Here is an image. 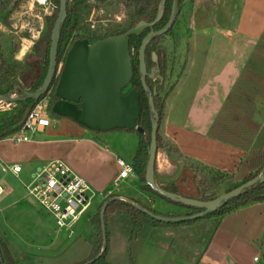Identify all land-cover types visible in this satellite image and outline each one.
I'll return each mask as SVG.
<instances>
[{
	"label": "rangeland",
	"instance_id": "374dc122",
	"mask_svg": "<svg viewBox=\"0 0 264 264\" xmlns=\"http://www.w3.org/2000/svg\"><path fill=\"white\" fill-rule=\"evenodd\" d=\"M192 1L182 0V11L177 15L171 29L160 36L157 43V47L166 51L167 60L164 87L161 91L162 98L178 81L184 70L188 38L185 21H187L186 16ZM196 1L197 5L202 6L204 10L209 7L214 9L215 1L224 4L221 0ZM13 2H18V5L13 7ZM89 2L91 6L79 12V20L75 22L76 28L70 37H65L63 46L70 45L73 36L76 34L84 35L90 39V42H94L96 40L93 39L97 36L112 34L127 26L129 9L120 0H89ZM54 10L53 5V11L51 13L50 10L46 12L43 6L38 5L35 0H0L1 23L5 24L4 14L10 12L9 19L6 20L5 24L10 31L1 32L0 45L2 48H0V52L8 56L13 45L17 44L19 47V37L30 38L37 31L42 33L45 29V17L52 15ZM14 31L18 33L15 34ZM23 45L24 43H22V49ZM61 58L59 59L60 62L62 61ZM62 65L63 62L61 65L59 64L58 72H60ZM191 79L197 82V77H191ZM255 79L257 81L259 78L255 77ZM17 80V75L12 76L3 89ZM152 80L153 78H150L151 83H153ZM240 80L243 81L241 78ZM183 86L185 89H191L188 83H183ZM129 88H131V84L126 90ZM249 88L255 89L254 86ZM25 90L30 91L27 88ZM10 93L12 96L23 95V93ZM244 94L237 92L235 106L232 110L228 108L229 103L227 106H222L219 101L213 102L207 108H200L199 104V106L195 105L191 109L192 114L201 109L200 111L203 112L202 124H211L212 135H215L217 129L220 130L221 128L223 130H220L222 133L219 135L227 138L232 134L235 135L236 132L239 133V141L234 143H240V149L245 153V157L237 167L232 168V172H235L234 177L227 175L220 183L212 181L211 176L216 172L213 173L205 169L197 162L185 160L181 165V169H184L177 175L176 185L179 189L187 190V187L193 186L200 189L210 188L219 196L241 181L239 175L241 162L244 161L254 145L256 148L262 142L264 143V128L259 127L257 129L258 126L241 124V122L232 124L234 122L231 119L232 113L239 116L241 121L245 119L246 112L250 109V104L246 101ZM185 95L186 102L182 106L185 109L181 110L183 113L185 110L187 111L188 101H190L192 94L185 93ZM182 98L184 100L183 92L180 95L176 94L174 100L170 97L169 103L175 107ZM43 99H47L49 103V93ZM7 104L3 101L0 102V124L5 122L10 114L17 111L21 106L20 102ZM2 106L5 110L1 109ZM263 109H257L258 113L255 118H247V120L257 122ZM51 118L57 119L58 125L51 124L44 132L36 133L33 136V141L16 142L9 138L0 139L1 160L7 164L20 163L23 167L19 177L11 173L0 174V186H2V191L4 190L0 194V238L7 242V246L15 259V264H79L84 262L92 247L93 229L90 224V217L97 212L99 205L107 197L104 194L108 191V189H98L95 184L85 178L86 174L90 178L96 176L100 170L108 172L110 175L116 174L120 167L115 162L113 154L109 153L110 150L113 149V151H117L127 158L129 150L135 149L139 143L137 132L120 128L97 132L66 116L51 113ZM150 119L152 121L151 116ZM224 121L226 122L225 125ZM161 124L162 121L160 127ZM83 135L98 136L101 140L99 143L101 148L105 149L103 145L108 144L109 150L96 151L95 147L88 141L75 140V138H80ZM219 135L217 133L216 136L220 137ZM226 140L223 139V141ZM161 145L162 148L165 147L164 140H161ZM248 148L250 150H247ZM52 159H62L66 162L75 173L89 182L96 194L93 205L75 224L72 231L59 230L52 216L45 212L33 198L25 196L23 184L30 183L32 173L39 166ZM127 182L130 184L129 188L124 187ZM127 182L121 183L118 189L112 182L110 184L112 194L115 196L120 194L132 195L136 189L131 182ZM151 209L162 214L189 211L187 208L173 204L168 205V207L156 206ZM222 219V217L215 215L201 217L190 223L166 224L148 221L143 225L139 238L130 239L132 230L130 219L119 214L111 215L108 217L106 229H104L106 250L104 264H264V238L261 236L260 239L253 240L252 237L260 219H264V202L256 203L248 211H236L235 219H232L231 224V217H229L224 227L222 225L218 227ZM229 228L234 231V228H238L236 231H239L241 236H236L235 232H233L234 234L230 233ZM151 246L154 250L150 249ZM254 256L260 258L259 261L254 262Z\"/></svg>",
	"mask_w": 264,
	"mask_h": 264
},
{
	"label": "trees",
	"instance_id": "16d2710c",
	"mask_svg": "<svg viewBox=\"0 0 264 264\" xmlns=\"http://www.w3.org/2000/svg\"><path fill=\"white\" fill-rule=\"evenodd\" d=\"M54 7L55 12L52 15H48L45 17V29L41 33L40 37L34 42L32 53L28 54L22 62L21 60H18L15 58V52L18 49V46L13 45L12 50L9 53L8 56L3 55L0 52V94H8L9 92L14 93H23L25 91V88H28L30 91H36L39 89L46 77L48 65H49V54H50V45H51V33L52 29L55 23V20L57 18L58 12H59V0H51ZM104 1V0H102ZM124 6L129 9L128 12V24L125 28L118 30L115 33L112 34H106L104 36H97L93 40H98L101 38H105L112 35H118L122 34L131 27L141 23V22H153L157 14L159 12V6L162 0H120ZM182 0H179V9L178 14L182 11ZM18 5V2H16L13 7H16ZM172 5L173 0H166L162 16L161 18L154 24L153 27L146 28L141 34L139 35H132L129 40V46H130V53H131V62L134 69V76L131 81V87H137L139 90L140 95V101H141V115L139 119L137 120V125L142 126L145 130L144 134H140L137 129L131 130L132 132H137L139 134V145L137 147L136 153L132 158V165L134 168V172L139 178V181H141L142 187L154 195L162 198L166 202L187 208L189 211L186 213L182 212H171L167 214H162L156 210H153L151 208H148L140 203H137L141 205L144 208L149 209L150 211L166 215L169 217H183L188 216L191 214H195L200 211L199 208L185 206L183 204L173 202L170 199L159 195L157 192L152 190V188L146 184L145 181V171L146 166L149 158V142L151 138V125L152 121L150 119V108H149V101L147 93L145 92L141 78H140V72H139V47L141 45V42L143 38L146 36V34L152 29H161L165 26V24L169 21L171 11H172ZM91 6L89 0H67V11L68 16L65 20V22L61 25L60 29V41H59V47H58V63L60 62L59 59L61 58L62 62L64 63L66 54L72 45V43L79 38H87L86 36H80L78 34L74 35L70 45L63 46V42L65 37H70L71 33L74 32L76 26H72L71 18L72 16H76L79 20V12L83 9L89 8ZM12 9V8H11ZM10 13V12H9ZM174 24V23H173ZM173 26V25H172ZM171 29V28H170ZM169 29V30H170ZM168 30V31H169ZM167 31V32H168ZM1 35V33H0ZM162 36V35H161ZM160 37V36H159ZM159 37H156L151 40V42L146 47V53L147 58L152 62V51H156L158 57L160 58V66H161V72L164 76L165 81V72H166V55L163 48L157 47V43L159 41ZM88 39V38H87ZM90 41V39H89ZM0 48L2 46L0 45ZM260 69V70H256ZM17 75L18 80L14 83L6 86L5 89L3 87L5 84L11 79L12 76ZM254 77V78H253ZM256 78H259L256 81ZM59 75L56 76L53 80V83L51 84L49 88V96L50 100L48 103V110L54 114L52 111V105L56 100L55 97V87L58 82ZM243 81L240 80V83L235 88L233 93L230 95L229 100L227 103H230L235 106V100H236V94L239 91L242 93H245V99L250 104V109L246 112L245 119L240 121V117L237 115H233L232 113V124H247V125H255L259 127L264 128V109L262 114H259V119L257 122H252L250 120H247V118H255V115H257V109L264 108V34L261 37L259 43L256 45V48L247 62V65L245 67L243 76L241 77ZM246 79V80H245ZM153 83L150 82V78H147V84L148 86L153 89V87H157L156 94L154 95V104L155 107L159 113V129H158V135H157V145L158 148L161 147V140L162 136L160 134V123L164 116V105L166 97L169 93L165 95L164 98L161 97V91L164 87V82L161 84L159 83L160 80H152ZM242 84V86H241ZM241 86V87H240ZM254 86L255 89L252 90L249 87ZM41 96L39 100L29 99L26 101H21V106L17 111H14L10 114L8 119L0 124V139L5 138L15 132H17L20 127L21 123L26 115V113L33 108L38 102H40L43 98H45L47 95ZM261 98V99H260ZM259 99V100H258ZM233 109V108H232ZM253 113V114H252ZM236 122V123H235ZM126 130V129H125ZM231 137H234V140H231ZM233 142L239 141V133L236 132V134H232L229 138H224ZM205 169L210 170L211 172H216L213 176H211L212 181L221 182L223 179L229 175L230 177H234L235 172H226L221 171L218 169H214L208 166L202 165ZM240 171L239 174L241 176V181L237 184H235L231 189L241 185L242 183L247 182L248 180L252 179L253 177L264 174V143L262 142L258 147H254L251 149L249 154L246 156L244 161L241 162L240 165ZM230 173V174H229ZM162 188L176 192L178 194H181L185 197H190L194 199H203V200H211L217 197V195L214 193L212 189H200L197 186L193 187H187V190H181L178 188V186L175 184V182H169L164 185H159ZM229 191V190H228ZM115 195H109L107 196L102 203L99 205V208L95 214H93L90 217V224L93 229V236H92V247L91 251L89 253L88 258L79 264H104L105 258H106V250L102 251L103 248V237L104 232L102 228V218H101V210L104 204L106 203V207L103 212V220H104V226L106 229V221L109 216L113 215H121L125 216L126 218L130 219L132 230H131V236L130 239H138L139 233L143 227V225L148 221H154L156 223H181V222H163L159 221L152 216H150L148 213L143 211V209L139 208L134 203H131L128 200L125 199H115ZM264 202V182H257L254 185L245 188L240 194L237 196L231 198L228 202L222 204L217 210L214 212H211L204 217H210V216H220L225 217L226 215L234 212L235 210L246 207L249 205H253L256 203H263ZM194 220L190 221H183L182 223H190ZM264 238V234H263ZM0 264H15V259L13 258L10 249L7 246V242L2 240L0 238Z\"/></svg>",
	"mask_w": 264,
	"mask_h": 264
},
{
	"label": "crops",
	"instance_id": "0c3cea01",
	"mask_svg": "<svg viewBox=\"0 0 264 264\" xmlns=\"http://www.w3.org/2000/svg\"><path fill=\"white\" fill-rule=\"evenodd\" d=\"M221 2L224 4L222 5L215 1L214 9L209 7L204 10L202 6L197 5L196 0H193L189 7L186 16L187 21H185L188 38L184 70L166 97L164 116L160 127L165 147H159V151L157 150L154 177L158 185H164L169 182H175L176 184L177 175L184 169H181V165L185 160L197 162L221 171L232 172V168L237 167L245 157V153L240 149V143H234L230 140L223 141L227 137L219 135V133H222L220 131L223 130L222 128L220 130L217 129L215 135L211 134V124H202L203 112L200 111L201 109H198L199 111L195 114L191 113L192 107L195 105L199 106V104L200 108H207L213 102L219 101L222 106H227L230 95L240 83V78L243 76L247 62L264 34V0H221ZM6 31L9 32V28L0 22V33ZM14 33L18 32L14 31ZM40 35L41 31H37L30 38L19 37L20 42L15 52V58L22 61L28 54L32 53L34 42ZM27 39L31 43L28 49L23 51L21 48L22 43ZM15 45L17 46V44ZM191 77H197V82ZM183 83H188L191 89H185ZM182 88L183 90H181ZM181 91L183 92L184 100L183 98L179 100L174 107L173 104L169 103V98L171 97L174 100L176 94L180 95ZM187 92L192 95L190 96V101H188L187 111L185 110L183 113L181 110L185 109L182 106L186 102L185 93L189 94ZM229 104L228 108L232 110L233 105L231 102ZM58 123L57 119L53 120V125L56 126ZM225 124L226 122L224 121ZM45 130L46 128L43 132ZM217 133L220 137L216 136ZM233 138L231 137V140H234ZM75 140L88 141L95 147L96 151L109 150L108 144L103 145L105 149L101 148L102 146L99 144L101 140L98 136L83 135L80 138H75ZM137 140L139 142L140 139ZM137 147L129 150L127 158L125 155L113 151V149L109 153L113 154L115 162H117L118 157L132 162ZM247 150L250 149L248 148ZM119 171L114 175H110L108 172L100 170V174L92 176L94 179L87 176V174L85 178L101 190H112L110 188L112 182H114L115 188L118 189L121 183L129 181L136 190L130 196L120 194L119 196L123 199L146 205L149 208H155L156 206L161 208L170 205L162 198L144 189L142 187L143 183L139 181L135 172L127 178L120 179L119 185L116 186L115 181ZM124 187L129 188L130 184L127 182ZM254 206L255 204L246 206L248 208L242 207L226 215L218 227L220 225L224 227L229 217H231V224L232 219H235L236 211H248ZM234 229L235 231L229 228V232L232 234L235 232L236 236H241L240 232L236 231L238 228ZM263 229L264 219H260L258 227L255 228V233L252 234L253 240L263 237ZM151 248L154 250L152 246ZM135 259L137 260V258ZM259 259L255 260L254 256L253 261L257 262Z\"/></svg>",
	"mask_w": 264,
	"mask_h": 264
},
{
	"label": "water",
	"instance_id": "95a60500",
	"mask_svg": "<svg viewBox=\"0 0 264 264\" xmlns=\"http://www.w3.org/2000/svg\"><path fill=\"white\" fill-rule=\"evenodd\" d=\"M165 2L166 0L161 1L159 12L153 22H141L122 34L108 36L94 42H90L87 38L76 39L70 46L61 70L58 72L60 29L68 15L67 0H59V12L51 33L49 65L42 86L36 91L25 90L21 96H12L10 92L7 95L0 94V101L39 100L41 96L49 92L54 78L59 75L55 87L56 100L52 105L54 113L69 117L80 125L97 132L117 128L131 131L136 128L140 134H144V128L137 125L142 110L139 90L137 87L126 90L134 76L129 40L132 35H139L146 28L154 26L162 16ZM178 9L179 0H173L169 21L161 29L151 30L146 34L139 47V72L142 86L148 95L150 116L152 117L145 181L159 195L185 206L199 208L200 211L183 217H169L154 213L131 200L125 199L143 209L153 218L163 222H183L204 217L240 194L245 188L257 182H264V174H260L214 199L203 200L168 191L155 181L159 113L154 104L157 87L151 89L147 84V76L154 78L155 74L154 69L151 73L147 70L145 49L152 39L165 34L172 27L177 18ZM160 80L162 83L163 77H160ZM114 198L123 199L120 196ZM105 207L106 203L101 210L103 232L105 229L103 220ZM104 250L105 236L102 251Z\"/></svg>",
	"mask_w": 264,
	"mask_h": 264
},
{
	"label": "built area",
	"instance_id": "2783aa9c",
	"mask_svg": "<svg viewBox=\"0 0 264 264\" xmlns=\"http://www.w3.org/2000/svg\"><path fill=\"white\" fill-rule=\"evenodd\" d=\"M35 1L38 5L43 6L46 12L53 11L51 0ZM59 64L61 65L62 61ZM6 103L9 105L12 102ZM1 109L5 110L3 106ZM51 124H53V119L48 110V100L43 99L26 113L20 129L7 138L16 142L32 141L36 133L43 132ZM117 162L120 171L115 181L116 186L119 185L120 179L134 174L131 161L118 157ZM22 170L21 164H7L0 158V174L11 173L19 177ZM23 185L25 196L33 198L45 212L51 215L59 230L72 231L75 224L93 205L96 197L89 182L75 173L62 159L45 162L32 173L30 183ZM2 192L0 186V194ZM112 193V190H108L104 195L108 196ZM257 259L255 257V260Z\"/></svg>",
	"mask_w": 264,
	"mask_h": 264
},
{
	"label": "flooded vegetation",
	"instance_id": "af4514ba",
	"mask_svg": "<svg viewBox=\"0 0 264 264\" xmlns=\"http://www.w3.org/2000/svg\"><path fill=\"white\" fill-rule=\"evenodd\" d=\"M18 1V0H17ZM16 2H13V5L15 4ZM11 8V7H10ZM9 14V12H7L6 14H4V18H3V20H5V24H6V20L8 21V19H9V16H10V14ZM68 16V15H67ZM74 18H76L75 19V21H73L74 20ZM71 21H72V26H76L75 25V22H78V19H77V17L76 16H72V18H71ZM151 30H156V29H154V28H152ZM150 30V31H151ZM149 31V32H150ZM148 32V33H149ZM147 33V34H148ZM146 50L147 49H145V57H146V64H147V70H148V72L149 73H151L152 72V69H154V78H153V80H160V77H163V82H164V76H163V74H162V72H161V66H160V58L158 57V55H157V53H156V51L154 50V51H152L151 52V55H152V62L147 58V53H146ZM141 78V77H140ZM147 78H150V77H148L147 76ZM162 82V83H163ZM159 83H161V80H160V82ZM161 83V84H162ZM148 96V95H147Z\"/></svg>",
	"mask_w": 264,
	"mask_h": 264
},
{
	"label": "bare ground",
	"instance_id": "6f19581e",
	"mask_svg": "<svg viewBox=\"0 0 264 264\" xmlns=\"http://www.w3.org/2000/svg\"><path fill=\"white\" fill-rule=\"evenodd\" d=\"M31 41L29 39L25 40L24 45H23V51H26L30 45ZM24 54V53H22Z\"/></svg>",
	"mask_w": 264,
	"mask_h": 264
}]
</instances>
